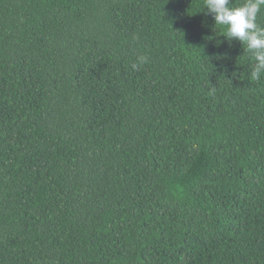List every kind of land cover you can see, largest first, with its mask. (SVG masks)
Masks as SVG:
<instances>
[{"label":"trees","instance_id":"trees-1","mask_svg":"<svg viewBox=\"0 0 264 264\" xmlns=\"http://www.w3.org/2000/svg\"><path fill=\"white\" fill-rule=\"evenodd\" d=\"M202 11L0 0V264H264V73Z\"/></svg>","mask_w":264,"mask_h":264},{"label":"clouds","instance_id":"clouds-1","mask_svg":"<svg viewBox=\"0 0 264 264\" xmlns=\"http://www.w3.org/2000/svg\"><path fill=\"white\" fill-rule=\"evenodd\" d=\"M262 8L264 0H244L239 6H233V0H203L202 12L212 17L220 36L239 42L254 61L250 74L253 80L264 73V26L257 23Z\"/></svg>","mask_w":264,"mask_h":264}]
</instances>
